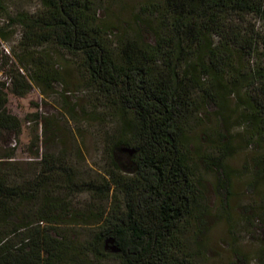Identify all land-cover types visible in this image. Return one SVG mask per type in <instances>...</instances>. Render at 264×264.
Instances as JSON below:
<instances>
[{
  "label": "trees",
  "instance_id": "obj_1",
  "mask_svg": "<svg viewBox=\"0 0 264 264\" xmlns=\"http://www.w3.org/2000/svg\"><path fill=\"white\" fill-rule=\"evenodd\" d=\"M98 1L38 0L33 15L10 19L20 26L19 43L27 49L52 43L79 59L95 100L118 118L119 131L108 145L102 182L76 181L64 156L43 155L31 180L0 162V264H189L187 226L206 216L198 205L203 198L189 123L212 106L222 124L226 99L243 82L254 87L243 119L259 150L255 176L264 179V74L256 71L249 80L240 63L257 49L255 35L243 29L245 17L264 24V0H144L134 33L123 31L115 41L109 39L116 28L98 18ZM9 79L16 96L30 88L18 69ZM16 81L24 87L16 90ZM29 81L47 87L52 82L39 68ZM1 87L0 82V132L17 133L19 122L7 113ZM216 141L213 156L208 162L200 156L199 162L213 171L221 193L229 151L220 131ZM56 185L66 197L84 190L110 207L64 213L69 204L53 195ZM76 227L86 235L74 232Z\"/></svg>",
  "mask_w": 264,
  "mask_h": 264
},
{
  "label": "rangeland",
  "instance_id": "obj_2",
  "mask_svg": "<svg viewBox=\"0 0 264 264\" xmlns=\"http://www.w3.org/2000/svg\"><path fill=\"white\" fill-rule=\"evenodd\" d=\"M144 0H99L98 18L115 27V41L135 30V17L140 15ZM38 0H0V82L4 83L8 114L19 122L17 133L0 132V162H8L6 170L31 180L41 170V157L64 156L76 181H101L109 170L107 148L119 131V120L110 116L95 100L94 88L82 72L79 59L67 55L52 43L27 49L19 43L22 31L10 21L17 14L33 15ZM142 17V16H141ZM243 29L255 35L257 49L240 60L242 73L250 80L258 71L264 74V24L253 16L245 17ZM4 38H3V37ZM35 65H38L35 66ZM22 67V69L20 68ZM37 68L51 79L49 86L29 81ZM18 69L30 88L23 96L11 92L10 73ZM16 90L24 85L16 81ZM239 91L229 96L224 121L218 125L215 109L201 108L197 121L189 123V142L198 177V189L206 216L201 224L189 222L185 234V255L189 264H264V179L255 176L254 157L259 153L250 140L249 125L243 119L248 96L254 87L243 82ZM225 136L229 157L226 160L225 189L217 193L216 177L200 156L210 158L217 147V132ZM10 157L9 160L5 159ZM2 168V167H0ZM57 183V182H56ZM54 186L53 195L65 198L67 213L107 211L110 201H97L84 191L68 197ZM28 208V207H27ZM28 213V212H26ZM64 229L60 227L59 230ZM74 232L85 236V229ZM104 264H117L109 260Z\"/></svg>",
  "mask_w": 264,
  "mask_h": 264
},
{
  "label": "water",
  "instance_id": "obj_3",
  "mask_svg": "<svg viewBox=\"0 0 264 264\" xmlns=\"http://www.w3.org/2000/svg\"><path fill=\"white\" fill-rule=\"evenodd\" d=\"M129 153H131L132 151H128ZM106 243H112V240H108ZM111 251L112 252H117V249L115 247H111Z\"/></svg>",
  "mask_w": 264,
  "mask_h": 264
}]
</instances>
